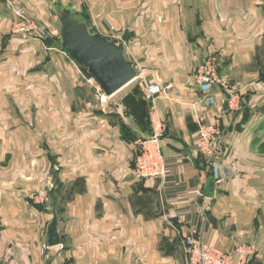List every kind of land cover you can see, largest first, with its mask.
<instances>
[{
  "label": "crops",
  "instance_id": "0c3cea01",
  "mask_svg": "<svg viewBox=\"0 0 264 264\" xmlns=\"http://www.w3.org/2000/svg\"><path fill=\"white\" fill-rule=\"evenodd\" d=\"M14 1L39 27L14 33L0 1V264H190L179 236L190 227L233 260L235 244H254L245 264H264V0H86L74 12L166 87L155 102L166 175L142 180L133 160L149 131L124 102L136 84L142 99L141 84L99 102L60 47L56 8L71 4ZM209 56L226 88L195 83ZM214 121L218 168L196 149L199 124ZM39 191L44 202L30 199ZM52 209L61 243L48 247Z\"/></svg>",
  "mask_w": 264,
  "mask_h": 264
},
{
  "label": "built area",
  "instance_id": "2783aa9c",
  "mask_svg": "<svg viewBox=\"0 0 264 264\" xmlns=\"http://www.w3.org/2000/svg\"><path fill=\"white\" fill-rule=\"evenodd\" d=\"M5 3L12 12L14 21L12 31L24 36L32 35L37 32L38 24L28 17L23 8L14 0H0ZM71 4V8L77 11L86 0H65ZM66 52V51H65ZM216 60L209 56L193 71V77L199 87L210 88L215 84L226 86L225 81L218 74ZM136 78L142 86V97L148 104V114L151 123V134L146 138L136 141L137 150L134 154V175L137 179L163 178L166 173L164 158L161 152V141L166 132L167 126L161 118L156 108L155 102L160 94L165 91V86L157 82L148 81L145 77L146 68L136 66ZM81 72V71H80ZM84 81L92 87L94 96L99 102H106V96L100 89L96 80L89 74H83ZM226 88V87H225ZM228 106L235 108L233 96L228 101ZM222 128L218 121L209 124L200 123L197 130L196 149L201 156L208 161L222 154ZM216 168L219 167L214 164ZM223 180V179H220ZM34 201L44 200V194L39 191L30 196ZM180 239L186 254L190 258V264H245L248 256L255 253L254 244H235L234 251L236 260L228 253H224L216 248L210 247L197 239V230L190 227L180 231Z\"/></svg>",
  "mask_w": 264,
  "mask_h": 264
},
{
  "label": "water",
  "instance_id": "95a60500",
  "mask_svg": "<svg viewBox=\"0 0 264 264\" xmlns=\"http://www.w3.org/2000/svg\"><path fill=\"white\" fill-rule=\"evenodd\" d=\"M60 47L83 65L98 83L102 92L110 97L136 78L135 65L124 54L125 46L96 32L88 24L64 10L57 13ZM46 227L48 247L61 243L58 215L54 209Z\"/></svg>",
  "mask_w": 264,
  "mask_h": 264
},
{
  "label": "trees",
  "instance_id": "16d2710c",
  "mask_svg": "<svg viewBox=\"0 0 264 264\" xmlns=\"http://www.w3.org/2000/svg\"><path fill=\"white\" fill-rule=\"evenodd\" d=\"M68 15H71V16H74L72 13L64 10ZM77 12V11H76ZM82 20V19H80ZM84 21V20H82ZM74 58V57H73ZM76 61L77 59L74 58ZM78 62V61H77ZM79 63V62H78ZM80 64V63H79ZM81 65V64H80ZM82 67V70L85 74H88L85 67L83 65H81ZM141 93H142V89H141ZM138 95H140V90H139V87L138 85L136 84L135 86H133V89H132V93L129 94L128 96V100H127V97L126 99H124V102L126 103H130V106L129 109H130V113L133 115L134 119L137 120L138 124L144 128L146 131H149V134L147 136H149L151 134V123H150V120H149V114H148V104L147 102L141 98L138 97ZM145 136V137H147ZM143 137V138H145ZM129 140H136V135L132 132L129 131Z\"/></svg>",
  "mask_w": 264,
  "mask_h": 264
},
{
  "label": "rangeland",
  "instance_id": "374dc122",
  "mask_svg": "<svg viewBox=\"0 0 264 264\" xmlns=\"http://www.w3.org/2000/svg\"><path fill=\"white\" fill-rule=\"evenodd\" d=\"M60 8H56V16H57V13L59 12V11H61V10H59ZM74 12H76L75 10H73L72 11V14L75 16V14H74ZM26 13V12H25ZM26 15L28 16V17H30L27 13H26ZM30 18H32V17H30ZM79 18V17H78ZM32 19H34V18H32ZM80 19V18H79ZM35 20V19H34ZM36 21V20H35ZM36 23L38 24V22L36 21ZM254 23H255V21L252 23V24H249V28L250 29H252V30H254L255 31V25H254ZM59 24V23H58ZM38 27H39V25H38ZM61 42V41H60ZM67 54V58H68V53H66ZM70 56V55H69ZM72 56V55H71ZM69 57L70 58V62L74 65V67L78 70V71H81L83 74H85L84 72H83V70H82V67H81V65L73 58V57ZM205 60V59H204ZM203 60V61H204ZM201 64V63H200ZM200 64H198L195 68H197ZM195 68H194V70H195ZM193 70V71H194ZM133 84V83H132ZM198 85V84H197ZM165 135V134H164ZM222 149H223V147H222ZM165 175H166V173H165ZM165 177V176H164ZM43 192V191H42ZM38 193V192H37ZM36 194V193H35ZM43 194H44V200H38L39 202H44L46 199H47V195L45 194V192H43ZM31 199V198H30ZM33 200V199H32ZM34 201V200H33ZM187 260H188V262L190 263V258H189V256H187Z\"/></svg>",
  "mask_w": 264,
  "mask_h": 264
}]
</instances>
